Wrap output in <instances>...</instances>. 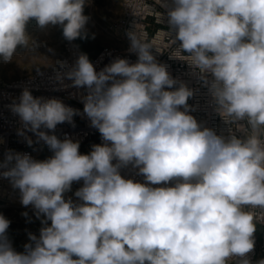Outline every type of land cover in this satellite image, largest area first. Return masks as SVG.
<instances>
[{
    "label": "clouds",
    "instance_id": "clouds-1",
    "mask_svg": "<svg viewBox=\"0 0 264 264\" xmlns=\"http://www.w3.org/2000/svg\"><path fill=\"white\" fill-rule=\"evenodd\" d=\"M85 5L0 0V59L11 63L18 47L34 43L32 20L40 29L60 26L69 42L87 39ZM161 8L156 16L188 54L215 111L243 134L198 122L188 103L194 90L135 28L126 33L135 62L117 57L99 71L86 53L70 66L59 62L57 81L85 90L83 115L102 143L81 154L79 141L58 138L57 126L75 127L81 115L58 98L25 88L9 106L18 135L31 145L33 133L52 155L8 150L0 160V177L42 225L17 252L0 214V264H264L250 256L264 224V0H161ZM129 166L144 182L121 174ZM80 181L76 199L66 198Z\"/></svg>",
    "mask_w": 264,
    "mask_h": 264
},
{
    "label": "built area",
    "instance_id": "built-area-1",
    "mask_svg": "<svg viewBox=\"0 0 264 264\" xmlns=\"http://www.w3.org/2000/svg\"><path fill=\"white\" fill-rule=\"evenodd\" d=\"M121 7V17L116 25V37L118 44L106 45L91 54L90 61L96 70H101L117 57L127 58L135 62V54L128 52L130 41L126 33L134 30L146 34L147 41L155 42V47L159 53L154 51V55L160 63L168 65V71L174 78H177L187 84L194 90V96L189 99L188 103L193 107L190 113L198 122L204 126L215 129L218 133H227L228 128L237 135H242L238 124L226 125L221 115L215 111V104L208 93V89L201 85V81L193 74L189 67L188 54L179 50L177 44L172 43V37L167 34L166 19L158 18L156 12H162L161 0H119ZM83 53L78 43L74 40L63 43V54L52 67L40 68L31 73L18 76L12 79L0 77V160L8 150L19 153L32 154L37 148L44 146L41 141L36 142L33 133L28 132L26 135L31 137L33 143L29 145L24 136L18 135V129L22 127L19 117L14 115L10 105L15 101L18 102L21 92L27 88L32 92L34 97L58 98L65 105L74 109H79L81 115L73 117L75 127L68 123L60 124L55 130V134L60 139L65 136L79 141L83 148L82 154H88L93 144H100L101 136L97 129L90 126V121L86 115H83V103L80 96L84 94V89L73 87L64 88L56 79L59 68V62H66L67 65L75 63L79 54ZM64 84L71 85V81L65 79ZM121 174L125 178H134L136 181L144 182L142 176L136 175L131 166L122 169ZM162 186V185H153ZM10 193L19 194L18 189H14L9 180L0 177V194L9 196ZM258 213L259 210H254ZM255 248L250 254L251 258L256 261L261 257L264 259V224L257 223L256 232L254 233ZM229 264H234L229 261Z\"/></svg>",
    "mask_w": 264,
    "mask_h": 264
},
{
    "label": "rangeland",
    "instance_id": "rangeland-1",
    "mask_svg": "<svg viewBox=\"0 0 264 264\" xmlns=\"http://www.w3.org/2000/svg\"><path fill=\"white\" fill-rule=\"evenodd\" d=\"M84 14L89 17L86 24L88 32L87 39H76L82 51L91 59V54L106 45L118 44L116 37V25L121 17V7L119 0H86ZM27 32L34 43L27 48L18 47L14 54V61L5 63L0 59V77L12 79L25 75L40 68L54 66L63 54V43L65 38L60 26L49 25L45 29H40L35 20L27 25ZM94 36V38H92ZM49 49H52L50 52ZM82 154L83 148L79 149ZM52 152L46 145L37 148L32 153V157L37 160L47 159ZM83 181L74 182L72 190L65 193L66 198L74 197V192L80 188ZM7 205L0 204V214L10 221L7 230L8 239L17 252L24 251V245L29 243L28 233L39 235L42 227L40 220L36 219L31 206L25 207L20 201L8 199ZM28 213V217L22 213ZM263 259V257H261Z\"/></svg>",
    "mask_w": 264,
    "mask_h": 264
},
{
    "label": "bare ground",
    "instance_id": "bare-ground-1",
    "mask_svg": "<svg viewBox=\"0 0 264 264\" xmlns=\"http://www.w3.org/2000/svg\"><path fill=\"white\" fill-rule=\"evenodd\" d=\"M82 52L84 53V51H82ZM31 156H32V154H31ZM8 199L20 201V195L19 194L10 193L9 196H4V195L0 194V204L1 205H6V204L8 205L9 202H6V200H8Z\"/></svg>",
    "mask_w": 264,
    "mask_h": 264
}]
</instances>
